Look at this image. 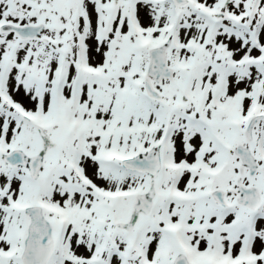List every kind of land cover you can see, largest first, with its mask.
<instances>
[{"label": "snow or ice", "instance_id": "1", "mask_svg": "<svg viewBox=\"0 0 264 264\" xmlns=\"http://www.w3.org/2000/svg\"><path fill=\"white\" fill-rule=\"evenodd\" d=\"M0 264H264V0H0Z\"/></svg>", "mask_w": 264, "mask_h": 264}]
</instances>
